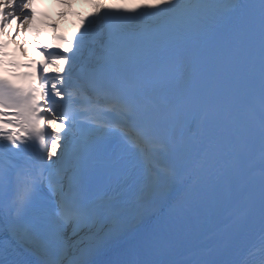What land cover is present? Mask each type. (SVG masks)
Returning a JSON list of instances; mask_svg holds the SVG:
<instances>
[{
	"label": "snow or ice",
	"instance_id": "6c2138e0",
	"mask_svg": "<svg viewBox=\"0 0 264 264\" xmlns=\"http://www.w3.org/2000/svg\"><path fill=\"white\" fill-rule=\"evenodd\" d=\"M94 3L96 11L74 39L59 37L69 47L44 48L43 64L26 65L36 71L20 75L31 82L0 76V232L36 245L45 256L40 264H64L69 228L78 236L105 218L116 223L122 209L90 201L84 174L102 141L119 136L145 164L128 209L136 222L164 205L172 208L124 264H264V0ZM34 15L32 0H0V32L14 19L27 27ZM136 26L144 34L137 35ZM93 47L107 55L88 67L81 62ZM57 61L67 68L49 76L44 69ZM257 145L258 173L247 162ZM29 149L35 160L22 174L13 161ZM166 156L177 162L161 163ZM12 169L16 190L6 202ZM45 194L51 207L17 231L16 223ZM225 204L238 216L252 215L258 204V260L252 251L238 259L200 252L190 260L165 258Z\"/></svg>",
	"mask_w": 264,
	"mask_h": 264
},
{
	"label": "bare ground",
	"instance_id": "6f19581e",
	"mask_svg": "<svg viewBox=\"0 0 264 264\" xmlns=\"http://www.w3.org/2000/svg\"><path fill=\"white\" fill-rule=\"evenodd\" d=\"M93 10H84L81 12L83 14L82 16L84 18H91L90 14L93 13ZM72 25V24H70ZM74 25V24H73ZM24 26V25H23ZM71 29L78 33V30L82 31V27H74L72 26ZM17 35L22 36V27L16 29ZM138 31L141 34H144V29L142 26H136L135 31ZM105 56V52L99 48L93 47L89 53H86L85 55V61L81 62L82 64L88 65L89 63L92 64L93 61L99 62L102 57ZM96 59V60H95ZM62 68H67L66 64H62ZM109 222L104 223L102 222V225L95 224L94 226L85 227L82 230H80V233L78 236H72L68 233V248H67V254L71 256V258L76 259L77 258V244L78 243H90L96 236H114L117 234L116 232V226L118 229H122L123 227H128L131 225L130 218L128 217L125 221H117L116 223L113 222L111 218ZM132 221V220H131ZM69 231V229H68ZM64 260V259H63ZM66 264V262H64Z\"/></svg>",
	"mask_w": 264,
	"mask_h": 264
}]
</instances>
